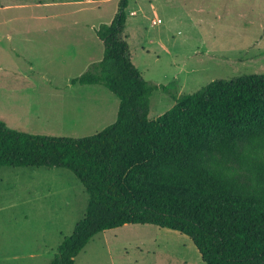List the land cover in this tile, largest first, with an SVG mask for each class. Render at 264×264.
<instances>
[{
  "label": "trees",
  "instance_id": "obj_1",
  "mask_svg": "<svg viewBox=\"0 0 264 264\" xmlns=\"http://www.w3.org/2000/svg\"><path fill=\"white\" fill-rule=\"evenodd\" d=\"M130 0L95 35L103 57L71 80L119 101L115 121L83 138L33 135L0 121V168H64L87 194L83 216L48 264H74L97 234L149 225L187 236L204 264H264V74L214 80L148 118L154 90L122 36ZM178 190L184 193L178 192Z\"/></svg>",
  "mask_w": 264,
  "mask_h": 264
},
{
  "label": "rangeland",
  "instance_id": "obj_2",
  "mask_svg": "<svg viewBox=\"0 0 264 264\" xmlns=\"http://www.w3.org/2000/svg\"><path fill=\"white\" fill-rule=\"evenodd\" d=\"M117 3L109 1L98 12L77 18L95 28L109 24ZM126 15L122 36L144 81L176 86L167 93L160 88L152 92L150 120L174 105L170 96L261 71L256 65L227 63L264 50V0H130ZM158 19L160 23H152ZM90 35L91 56L78 54L67 68L58 60H36L42 67L25 73L27 64L11 57L13 45L0 48V67L17 75L4 78L6 83L36 85L33 91L4 92L0 121L33 135L74 139L112 124L119 105L113 94L102 86L71 84L103 57V45ZM196 53L202 59L198 66L192 60ZM86 202L83 186L67 169L0 168V264H48L63 237L72 234ZM74 264L204 263L187 236L155 226L124 225L94 236Z\"/></svg>",
  "mask_w": 264,
  "mask_h": 264
},
{
  "label": "crops",
  "instance_id": "obj_3",
  "mask_svg": "<svg viewBox=\"0 0 264 264\" xmlns=\"http://www.w3.org/2000/svg\"><path fill=\"white\" fill-rule=\"evenodd\" d=\"M109 1L112 0H0V48L12 44L11 57L22 59L27 64L25 73L42 67L43 64L34 62L36 60H58L60 66L67 68L70 66L68 61L78 54L90 57L93 47L90 32L95 35L96 28L77 15L90 10L98 12L100 5ZM86 5L95 7H83ZM197 54L192 56L194 66L202 62ZM227 64L256 65L261 67V71L253 74H264V50L250 56L245 54ZM15 76L0 67V100L4 99V92L35 89L36 85L27 83H6L4 78ZM51 255L48 259H52L54 254Z\"/></svg>",
  "mask_w": 264,
  "mask_h": 264
},
{
  "label": "built area",
  "instance_id": "obj_4",
  "mask_svg": "<svg viewBox=\"0 0 264 264\" xmlns=\"http://www.w3.org/2000/svg\"><path fill=\"white\" fill-rule=\"evenodd\" d=\"M152 23H153V24L160 23V20L153 21Z\"/></svg>",
  "mask_w": 264,
  "mask_h": 264
}]
</instances>
